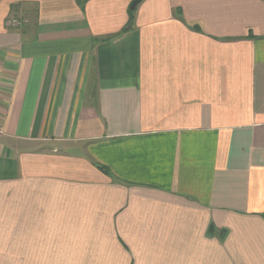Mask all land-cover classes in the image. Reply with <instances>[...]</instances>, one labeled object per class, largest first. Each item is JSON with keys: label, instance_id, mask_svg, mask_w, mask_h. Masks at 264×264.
Returning a JSON list of instances; mask_svg holds the SVG:
<instances>
[{"label": "crops", "instance_id": "0c3cea01", "mask_svg": "<svg viewBox=\"0 0 264 264\" xmlns=\"http://www.w3.org/2000/svg\"><path fill=\"white\" fill-rule=\"evenodd\" d=\"M133 1L0 0V264H264V0Z\"/></svg>", "mask_w": 264, "mask_h": 264}, {"label": "water", "instance_id": "95a60500", "mask_svg": "<svg viewBox=\"0 0 264 264\" xmlns=\"http://www.w3.org/2000/svg\"><path fill=\"white\" fill-rule=\"evenodd\" d=\"M141 2V0H134L131 4H130V9L134 10L135 7Z\"/></svg>", "mask_w": 264, "mask_h": 264}, {"label": "trees", "instance_id": "16d2710c", "mask_svg": "<svg viewBox=\"0 0 264 264\" xmlns=\"http://www.w3.org/2000/svg\"><path fill=\"white\" fill-rule=\"evenodd\" d=\"M133 11H130L129 14H130V23H131V20L133 19Z\"/></svg>", "mask_w": 264, "mask_h": 264}]
</instances>
